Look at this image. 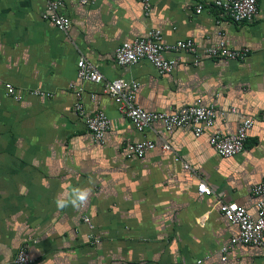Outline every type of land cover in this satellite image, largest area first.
Returning a JSON list of instances; mask_svg holds the SVG:
<instances>
[{
	"label": "crops",
	"instance_id": "obj_1",
	"mask_svg": "<svg viewBox=\"0 0 264 264\" xmlns=\"http://www.w3.org/2000/svg\"><path fill=\"white\" fill-rule=\"evenodd\" d=\"M88 1L0 0V264H15L23 247L31 264H264V245L231 243L238 227L219 207L236 202L257 215L264 0L243 23L208 0H149L148 14L144 0ZM50 2L70 19L67 32L44 18ZM153 29L165 44L191 40L203 51L225 42L249 54L195 64L189 53L167 52L178 62L166 75L147 61L119 65L116 49ZM81 58L106 81L138 83L135 104L144 110L213 107L214 126L199 136L192 126L166 131L161 123L139 133L103 85L78 79ZM8 84L21 102L7 95ZM80 88L86 115L102 112L112 122L103 142L76 108ZM37 89L45 95L30 94ZM246 119L256 124L243 151L220 156L211 139L235 134ZM143 140L156 148L141 158L131 154L129 146ZM202 182L211 195L199 193Z\"/></svg>",
	"mask_w": 264,
	"mask_h": 264
},
{
	"label": "built area",
	"instance_id": "obj_2",
	"mask_svg": "<svg viewBox=\"0 0 264 264\" xmlns=\"http://www.w3.org/2000/svg\"><path fill=\"white\" fill-rule=\"evenodd\" d=\"M216 7L222 9L226 16L235 23L251 22L258 12V0H208ZM83 4L89 3L82 0ZM60 4L50 2L47 6L44 18L51 22L57 29L67 32L70 28V19L58 14ZM150 1L144 0V9L150 12ZM203 12V6L196 9L197 14ZM167 52H186L193 56L194 63L198 64L203 57H211L227 60H245L249 54V49H230L225 42L216 46L208 47L203 51L191 40L179 41L174 44L163 43V35L160 30H150L145 37L132 42L123 43L115 51V59L121 66L136 65L140 61L149 62L160 74L166 75L174 70L178 59L168 60L165 58ZM77 77L82 82H92L101 84L104 93L109 95L117 104L119 111L126 116L139 133L144 134L154 124L161 123L166 131L176 128L192 126L196 135H201L204 127H213L216 118V111L213 107L194 106L185 107L177 113L149 112L135 104L139 84L135 81L116 79L106 81L102 72L97 66L81 58L77 64ZM7 95L16 101H22L23 96L18 94L15 88L8 84L6 86ZM83 88L76 93V108L80 115L84 117L87 129L92 133L94 139L103 142L108 130L111 128V120L102 112L92 116H87L82 102ZM32 96H44L45 93L39 89L30 92ZM47 96H49L47 94ZM264 123V112L261 115ZM254 119H246L240 125L238 131L233 135H217L211 139V144L216 152L223 157L230 158L245 147L248 134L254 128ZM156 148V144L150 140H143L139 143L131 144L129 152L137 157H143L145 153ZM163 151H168L170 146L165 143ZM186 168H189L186 166ZM201 195H211L213 191L204 182L198 186ZM253 194L258 197L257 215L253 216L249 210L236 203H220V211L227 221L238 227V234L231 239L232 244H246L256 247L264 245V180L256 184L252 189ZM85 222L90 224V219L85 217ZM92 227V226H91ZM226 248L223 252L225 253ZM32 260L27 247L21 248L15 259V264H31ZM201 264V261H198Z\"/></svg>",
	"mask_w": 264,
	"mask_h": 264
},
{
	"label": "trees",
	"instance_id": "obj_3",
	"mask_svg": "<svg viewBox=\"0 0 264 264\" xmlns=\"http://www.w3.org/2000/svg\"><path fill=\"white\" fill-rule=\"evenodd\" d=\"M17 102V101H16ZM19 102H21V101H19Z\"/></svg>",
	"mask_w": 264,
	"mask_h": 264
}]
</instances>
